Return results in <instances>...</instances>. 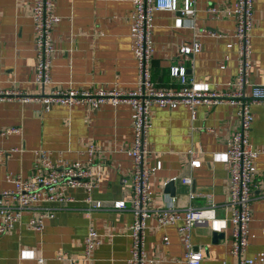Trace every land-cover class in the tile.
<instances>
[{
  "label": "crops",
  "instance_id": "1",
  "mask_svg": "<svg viewBox=\"0 0 264 264\" xmlns=\"http://www.w3.org/2000/svg\"><path fill=\"white\" fill-rule=\"evenodd\" d=\"M213 6L215 11H209ZM234 0H195V12L186 19L179 11H153L150 41L151 77L163 88L179 85L170 74L172 65H183L201 90L222 91L232 87L237 74V43L232 13ZM60 16L53 24L55 53L51 65L52 82H34L36 63L31 19V0H0V87L20 94L0 98V128L20 126V132L0 135V191L12 183L7 173L27 177L31 173L33 150L61 151L67 159H82L84 148L92 144L96 152L91 169L98 175L92 198L104 206L90 207L81 187L68 189L73 200L64 205L34 203L23 208L21 218L0 232V264H126L133 214L129 206L114 208L111 203L130 197L133 161L121 147L133 138V108L128 102L109 101L93 107L90 103H52L44 110L39 100H23L21 95H40L50 87L79 89H130L136 86L137 66L131 33L132 0H53ZM200 43L194 53L182 54L181 44ZM228 43H231L228 45ZM248 81L264 82V0H253L250 30ZM246 92L250 85L246 84ZM237 105L222 101L213 105L183 103L150 106L151 125L146 133L144 163L150 168L149 208L164 205V194L173 195L180 211L187 205L212 206L215 217L191 229L192 248L202 252L200 264H239L229 251L231 221L226 149L238 125ZM194 110V111H193ZM253 113L249 138L260 149L253 159L255 186L247 222V245L243 257L250 264H264V102L250 104ZM192 158L201 164L190 165ZM190 177L189 183L182 181ZM174 177V178H173ZM123 178H127L123 181ZM173 179L174 192L165 189ZM42 210V229H30L26 221ZM176 223L146 221L143 264H185L186 247ZM89 226L99 233V242L88 259L83 258V238ZM213 232L223 236L213 238ZM167 235L168 242L163 241ZM58 251L67 258H56ZM42 258L40 261L39 258Z\"/></svg>",
  "mask_w": 264,
  "mask_h": 264
},
{
  "label": "built area",
  "instance_id": "2",
  "mask_svg": "<svg viewBox=\"0 0 264 264\" xmlns=\"http://www.w3.org/2000/svg\"><path fill=\"white\" fill-rule=\"evenodd\" d=\"M133 21L131 33L135 45L137 66L136 86L130 89L103 88L79 89L73 87L52 86L46 93L40 95H21L23 100H39L43 109L48 110L52 103L73 105L90 103L97 107L100 103L109 101L113 105L128 102L133 108V138L130 144L121 147L130 155L133 161L130 173V197L111 203L114 208L129 206L133 219L129 225L131 245L126 264H143V244L145 238L146 221L154 217L161 224L181 222L177 229L182 235L185 252V264H200L202 252L192 248L191 229L195 224L203 223L215 217L212 206L197 208L187 205L180 211L173 195L164 194V205L152 210L149 208L148 179L150 168L144 163L146 152V133L151 125L150 106H173L183 103L193 108L198 103L213 105L222 101H229L237 105L236 115L239 123L231 133L230 144L226 149L228 161L229 190L227 203L229 205V219L231 221V239L229 251L238 257L239 264H250L253 259L243 257L247 245V222L250 219V200L253 187V159L259 153L250 138L249 131L253 120L250 104L255 101L264 102V82L248 81L250 66V30L252 27L253 0H234L232 9L237 43V74L232 87L222 90H201L194 86V82L183 65L170 66L169 72L177 77L179 85L176 87H160L151 77L150 62L152 45L150 41L153 11L158 9L179 11L186 19H191L195 12V0H132ZM209 11H215L213 6ZM31 19L34 36L36 63L34 67V82L42 86L52 82L51 65L55 53L53 44V24L60 16L53 11V0H31ZM231 43H228L230 45ZM200 49L196 40L190 44H181L179 51L190 54ZM246 84L250 90L246 92ZM20 94L17 90L0 87V98ZM194 111V110H193ZM20 132V126L12 125L0 128V135L6 136ZM0 151L2 149L0 148ZM96 149L92 144L84 148L85 157L82 159H67L61 151L54 154L52 150L39 147L33 150L31 173L23 177L18 173H7L6 180L12 183L9 188L0 191V232L12 228L21 218L24 207L34 203L67 204L73 200L68 189L81 187L85 191L84 200L90 207L100 208L104 202L92 198V192L98 183V175L91 169ZM200 159L192 158L190 165L197 167ZM174 178V177H173ZM127 178H123L126 181ZM184 183L190 182V177L183 176ZM45 216H53L50 210H42L26 221L30 229H42ZM167 243V235L163 236ZM99 242V233L94 226H89L83 238V258L88 259L95 245ZM67 253L58 251L56 258H67ZM41 261L42 258L40 257ZM78 259H70L69 264H77Z\"/></svg>",
  "mask_w": 264,
  "mask_h": 264
},
{
  "label": "water",
  "instance_id": "3",
  "mask_svg": "<svg viewBox=\"0 0 264 264\" xmlns=\"http://www.w3.org/2000/svg\"><path fill=\"white\" fill-rule=\"evenodd\" d=\"M165 189L168 192L173 193L174 192V185H173V179L168 180L165 183ZM223 236L222 232H213V238L216 240L217 238H220Z\"/></svg>",
  "mask_w": 264,
  "mask_h": 264
}]
</instances>
